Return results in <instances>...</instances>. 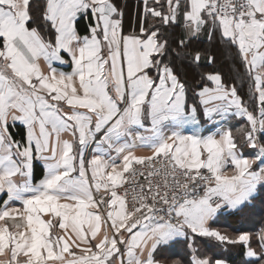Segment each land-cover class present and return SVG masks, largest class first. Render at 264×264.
<instances>
[{
    "label": "snow or ice",
    "instance_id": "snow-or-ice-1",
    "mask_svg": "<svg viewBox=\"0 0 264 264\" xmlns=\"http://www.w3.org/2000/svg\"><path fill=\"white\" fill-rule=\"evenodd\" d=\"M143 5L139 31L125 33L115 0H0V264H165L180 238L191 257L172 264H225L201 257L197 237L264 264V228L254 248L251 234L213 227L264 191V0ZM202 36L231 54L256 108L220 72L189 103L165 58ZM226 118L246 121L240 139L218 127Z\"/></svg>",
    "mask_w": 264,
    "mask_h": 264
},
{
    "label": "trees",
    "instance_id": "trees-1",
    "mask_svg": "<svg viewBox=\"0 0 264 264\" xmlns=\"http://www.w3.org/2000/svg\"><path fill=\"white\" fill-rule=\"evenodd\" d=\"M117 1V0H116ZM83 19H80L81 21ZM149 22L152 18L149 17ZM184 35L183 28L179 27L175 30L169 29V39L172 42V48L176 49L178 40ZM193 50L201 53L199 64L192 62L191 57L187 55ZM209 55L215 56V63L210 64ZM180 79L184 81L188 87L189 103L193 102L194 92L198 88L203 87L210 82L202 81L201 77L208 73L220 72L226 83L230 86L234 83L238 89L239 95L249 107L250 110L256 108V102L252 98L251 87L247 77L242 70L238 71L237 64L233 63L231 54L222 46L217 39L209 42L207 37H201L199 41H194L187 49L180 50L179 54L173 51L170 57ZM17 139H20V134L23 132V127L17 125L10 129ZM36 178L40 177L42 169L39 165L34 164ZM222 233H227L230 236H236L243 232H254L264 228V194H260L258 198L252 201V207L249 213L245 216H232L229 211L220 214L218 221L214 224ZM194 247L198 249L201 257H211L213 260L221 258L229 264H244L248 259L244 256V249L241 245H219L217 242L208 238L197 237ZM178 254V255H172ZM165 264H172V260L183 257L190 259L191 250L183 239H179L172 244L165 253ZM250 259V258H249Z\"/></svg>",
    "mask_w": 264,
    "mask_h": 264
},
{
    "label": "crops",
    "instance_id": "crops-1",
    "mask_svg": "<svg viewBox=\"0 0 264 264\" xmlns=\"http://www.w3.org/2000/svg\"><path fill=\"white\" fill-rule=\"evenodd\" d=\"M115 3L118 4L122 11H123V26H124V32L128 33L131 32L135 29V31H139V21L140 18L143 16L144 13V5H143V0H115ZM150 17V16H149ZM89 23L88 18H83V20L79 21V27H80V31L81 34L84 33V26L87 25ZM202 37H206V36H202ZM61 68V70L65 71V72H70L71 71V67L70 65H64V66H59ZM209 86H211L209 84ZM246 124V121L244 120H237L236 118H226V122H222L221 125H218V127H231L233 134L235 136H237L238 139H240L239 133L237 132V128L241 125ZM203 127L207 128V129H211L212 132H215L218 130L217 128H214L211 124L208 123H203ZM205 134H208L207 132ZM137 154H146L144 150L142 149H138L137 150ZM249 152L248 150H245V155H248ZM34 164H37L41 167L42 169V173L40 174L41 176L36 178V173H35V169H34V176H35V180L38 181L39 179H41L43 177L44 174V168H43V161H39L36 160L34 161ZM260 194H264V191H262ZM0 203H2V201H0ZM228 211V210H225ZM224 211V212H225ZM214 228H217L216 225L213 224ZM218 229V228H217ZM219 230V229H218ZM260 230H256L254 232H246L252 235L253 237V247H257L256 244V234L259 232ZM245 233V232H243ZM183 239V238H180ZM249 259V258H248ZM225 264H229L226 260Z\"/></svg>",
    "mask_w": 264,
    "mask_h": 264
}]
</instances>
